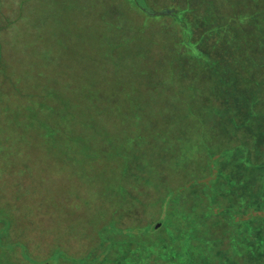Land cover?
Masks as SVG:
<instances>
[{"label": "rangeland", "instance_id": "obj_1", "mask_svg": "<svg viewBox=\"0 0 264 264\" xmlns=\"http://www.w3.org/2000/svg\"><path fill=\"white\" fill-rule=\"evenodd\" d=\"M0 88L9 264H264V0H0Z\"/></svg>", "mask_w": 264, "mask_h": 264}, {"label": "trees", "instance_id": "obj_2", "mask_svg": "<svg viewBox=\"0 0 264 264\" xmlns=\"http://www.w3.org/2000/svg\"><path fill=\"white\" fill-rule=\"evenodd\" d=\"M170 15H172V13H171ZM174 18H175V21H176V22H177V23L183 28V30H184L185 32H187L188 30H187V28H186V24H185L184 20H183L182 18H180L178 15L174 16ZM184 43H185L187 46L190 45L189 37H188V36L184 39ZM0 89H1V88H0ZM166 202H169V201H166ZM163 216H164V215H163ZM166 219H167L166 216H164V217L162 218V220H160V222L163 224V223L166 221ZM5 228H6V225H5ZM5 228L2 230V232L0 233V235H2V234L4 233ZM150 232H151V233H152V232H156V229L153 228L152 224H150ZM17 243H18V242H17ZM19 245L22 246L20 243H19ZM13 246H15V244L4 245V246H3V250H4V251H10V250L12 249ZM8 247H9V248H8ZM204 255H207V254H206L205 252H203V253L200 254V257H202V259H198V261L195 260L196 264H198L199 262L205 260ZM24 257H25V259H26V257H28V256H26V254H25ZM191 258L193 259L194 256L191 255ZM121 259H122V258H121ZM172 260H174L173 257H171V261H172ZM166 261H167V260H166ZM27 262H31L30 264H38V263H36V262H32V260H31V261L27 260ZM167 262H169V261H167ZM9 263H10V256H9L8 254H6V252H5V254H3V255L0 254V264H9ZM84 263L87 264L86 262H83V264H84ZM20 264H24V262H21ZM39 264H42V263H39Z\"/></svg>", "mask_w": 264, "mask_h": 264}]
</instances>
